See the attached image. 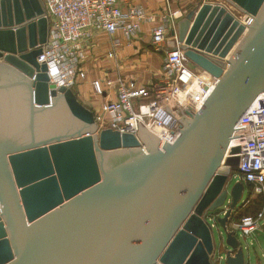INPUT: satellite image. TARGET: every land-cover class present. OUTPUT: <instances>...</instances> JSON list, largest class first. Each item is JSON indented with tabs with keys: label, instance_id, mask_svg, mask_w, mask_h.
<instances>
[{
	"label": "water",
	"instance_id": "1",
	"mask_svg": "<svg viewBox=\"0 0 264 264\" xmlns=\"http://www.w3.org/2000/svg\"><path fill=\"white\" fill-rule=\"evenodd\" d=\"M219 1L178 22L189 68L204 60L219 80L159 150L139 122L138 136L100 130L72 89L49 84L41 0H0V264H250L228 230L245 187L225 155L264 94V0Z\"/></svg>",
	"mask_w": 264,
	"mask_h": 264
},
{
	"label": "built area",
	"instance_id": "2",
	"mask_svg": "<svg viewBox=\"0 0 264 264\" xmlns=\"http://www.w3.org/2000/svg\"><path fill=\"white\" fill-rule=\"evenodd\" d=\"M41 1L48 21V35L46 43L38 46L41 54L37 62L46 65L49 84L56 88L73 90L77 81L86 77L83 63L87 51L96 46L94 38L98 33L108 36V55L114 57L123 41L136 38L141 25L146 23L155 50L165 53L161 82L154 90L135 87L133 83L121 80L116 82V99L104 103L101 111L94 114L100 130L111 129L138 136L139 122L159 140L158 148L163 150L164 143L172 145L181 135L177 129L181 130L183 124L177 119L185 116L184 111L195 114L187 107L199 112L218 83L219 78L189 68V60L176 34V23L182 18L180 11L172 12L167 6L164 13L148 14L140 5L122 8L119 0ZM169 1L165 0L167 4ZM245 23L250 25L252 19ZM114 84L110 80L105 82L109 89ZM93 88L97 96L105 93L99 81L93 82ZM235 148L239 152L233 155L232 149ZM234 156L239 158L235 177L250 191L248 198L242 201V208L248 207L255 198L260 197L264 201L262 93L234 125L225 159ZM263 218L264 207L253 215L230 222L228 230L235 231L242 239L250 237L259 229ZM209 221L213 226V219Z\"/></svg>",
	"mask_w": 264,
	"mask_h": 264
},
{
	"label": "crops",
	"instance_id": "3",
	"mask_svg": "<svg viewBox=\"0 0 264 264\" xmlns=\"http://www.w3.org/2000/svg\"><path fill=\"white\" fill-rule=\"evenodd\" d=\"M208 1L220 2L219 0H170L167 4L165 0H119V4L122 8L140 5L148 14L164 13L168 6L172 12H181L182 18L179 20L181 21L190 11L196 10ZM179 21H177V25ZM94 40L96 46L94 45L95 47L87 51V58L83 63L86 77L79 79L73 88L78 101L94 114L101 111L104 103L116 99L118 86L116 82L118 80L133 83L135 87H145L149 90H154L161 82V69L165 53L155 50L148 24L141 25V30L136 38L123 41L121 47L115 51L114 57L108 55L110 48L106 34L98 33ZM107 80L115 83L113 88L109 89L105 86ZM94 81H99L102 84L105 91L102 96L95 95ZM261 203L259 210L264 207L263 200Z\"/></svg>",
	"mask_w": 264,
	"mask_h": 264
},
{
	"label": "rangeland",
	"instance_id": "4",
	"mask_svg": "<svg viewBox=\"0 0 264 264\" xmlns=\"http://www.w3.org/2000/svg\"><path fill=\"white\" fill-rule=\"evenodd\" d=\"M198 64H199L200 70L204 71L205 73L213 77H215L214 75L217 74L216 71L212 70V66L208 65L204 60L198 59ZM235 176H236V171L235 170L231 171L230 185H233L236 182H238V178ZM249 194H250V191L245 185L242 199L236 208L237 211L233 214V217H232L233 219L231 222H237L240 218L244 216L253 215L255 212L259 210V207H261L260 204H262L261 203L262 200L259 197L258 199L256 198L253 199V201L248 207L242 208V203H243L242 201L246 200ZM212 230H213V237H214V242L216 245L217 252L219 251L224 252V250L226 249L225 236H223V240H222V236L219 235V230H222V228L220 226H219V229H217V227H213ZM240 239H241L242 244L245 247L246 245H248L249 247L250 264H264V258L261 257L262 255H264V218L261 221L259 229L255 233H253L250 237L243 238V239L240 238ZM258 258L260 259V261H258ZM214 262H215V259H214Z\"/></svg>",
	"mask_w": 264,
	"mask_h": 264
}]
</instances>
